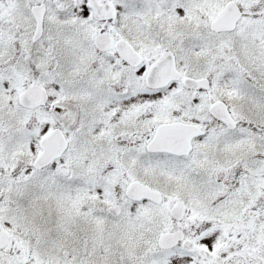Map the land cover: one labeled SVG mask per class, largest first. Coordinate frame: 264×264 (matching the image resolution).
Wrapping results in <instances>:
<instances>
[{"label": "snow or ice", "instance_id": "snow-or-ice-1", "mask_svg": "<svg viewBox=\"0 0 264 264\" xmlns=\"http://www.w3.org/2000/svg\"><path fill=\"white\" fill-rule=\"evenodd\" d=\"M0 264H264V0H0Z\"/></svg>", "mask_w": 264, "mask_h": 264}]
</instances>
